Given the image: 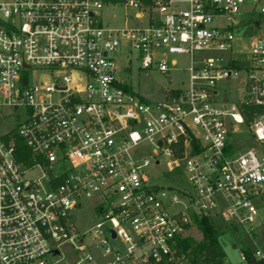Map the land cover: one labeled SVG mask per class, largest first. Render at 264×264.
I'll list each match as a JSON object with an SVG mask.
<instances>
[{"label": "built area", "instance_id": "1", "mask_svg": "<svg viewBox=\"0 0 264 264\" xmlns=\"http://www.w3.org/2000/svg\"><path fill=\"white\" fill-rule=\"evenodd\" d=\"M119 4L135 22L105 26ZM133 58L170 84L186 76L150 102L116 76ZM0 117L14 121L0 142V264H48L65 244L75 264H187L176 241L193 216L248 233L240 264H264V0H0ZM241 125L257 149L235 147ZM14 132L32 164L16 160ZM158 166L188 186L161 187ZM90 198L97 218L82 228Z\"/></svg>", "mask_w": 264, "mask_h": 264}, {"label": "rangeland", "instance_id": "2", "mask_svg": "<svg viewBox=\"0 0 264 264\" xmlns=\"http://www.w3.org/2000/svg\"><path fill=\"white\" fill-rule=\"evenodd\" d=\"M133 10L127 9L124 5H106L102 10V23L109 27H123L126 23L135 22L133 19ZM132 17V18H131ZM243 43H236V50H241L243 48ZM182 65L188 66L189 62L186 60L185 56H177ZM127 57H118L119 64H125ZM128 64V63H126ZM130 64V63H129ZM116 76L119 79L127 80L133 87V89L140 93L146 100L150 102L158 101L163 98L160 93V86L165 85L169 89L175 85V80L186 76L184 73H172L173 84H170L168 78L160 72L147 70H142L138 66L136 58L131 61V70H118ZM234 85L235 82L231 81ZM226 83L224 82V85ZM231 88L233 89L234 86ZM248 124V122H247ZM246 124V125H247ZM14 126V121L11 118L0 117V142L3 143L6 135L10 132L11 128ZM242 129L240 134L232 133V142L238 149H246L248 147L256 148L258 143H253V138L251 137L248 126L241 125ZM141 153L146 152L147 147H142L139 149ZM150 174L155 178L157 184L161 187H175L184 188L188 186L187 178L184 175H177L175 173H167L164 166H158L155 168H150ZM94 199H84L83 206L76 211V217L78 224H83L82 228L87 227L89 223L95 221L96 210L94 209ZM257 206L259 208V218L257 221V228L255 229V241L257 244L264 248V199L258 201ZM213 224L217 226L222 232L220 236V243L225 250L224 263L240 264V254L243 252H253L256 248L255 244L252 242L250 235L244 231H238L230 229L227 224L217 219L211 220ZM193 236L200 239L202 235L198 231L195 224H193L186 232L185 236ZM48 264H51L55 260H60L58 264H75L79 260L78 253L75 251L74 247L70 244H65L62 247V252L57 257H52L48 255L46 257ZM252 264V263H251Z\"/></svg>", "mask_w": 264, "mask_h": 264}, {"label": "trees", "instance_id": "3", "mask_svg": "<svg viewBox=\"0 0 264 264\" xmlns=\"http://www.w3.org/2000/svg\"><path fill=\"white\" fill-rule=\"evenodd\" d=\"M105 2H117L118 0H104ZM254 110V107H251ZM250 116H246L249 122ZM12 140L15 142L14 154L16 160L25 165L35 162V156L25 144L24 140L14 132ZM194 224L202 235L200 239L193 236L178 237L176 241V258L187 264H223L226 255L223 246L220 243L222 232L208 217L193 216ZM250 256V252H247ZM262 264L255 260H250V264ZM163 264H176L170 261H164ZM178 264V263H177Z\"/></svg>", "mask_w": 264, "mask_h": 264}, {"label": "water", "instance_id": "4", "mask_svg": "<svg viewBox=\"0 0 264 264\" xmlns=\"http://www.w3.org/2000/svg\"><path fill=\"white\" fill-rule=\"evenodd\" d=\"M161 90H162V92L165 93V88L163 86L161 87ZM226 125H227L228 131L231 132V121H230L229 117H226Z\"/></svg>", "mask_w": 264, "mask_h": 264}]
</instances>
